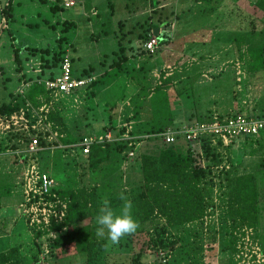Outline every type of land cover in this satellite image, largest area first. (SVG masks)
<instances>
[{
    "label": "rangeland",
    "instance_id": "1",
    "mask_svg": "<svg viewBox=\"0 0 264 264\" xmlns=\"http://www.w3.org/2000/svg\"><path fill=\"white\" fill-rule=\"evenodd\" d=\"M7 1L0 0V8L3 9ZM72 1L74 5L66 7L64 0H11V15L1 18L0 14V107L9 101L10 93L18 94L19 109L28 102L35 106L27 98L30 86L19 93L32 78L28 69L36 68L39 61V52L38 57H31L27 49H47L51 53L66 47L74 75L78 76L86 69L91 71L90 77L98 79L107 72L105 85L98 87L94 96H86L88 89L81 90L59 105L64 112V128L72 136L103 130L110 120L108 116L115 126L131 124L132 133L135 130L145 134L170 124L168 127L172 129L177 126H180L177 129H183L196 117L200 122H209L237 112L253 116L264 114V68L256 69L261 64L256 59L250 62V53L264 57V20L260 21L262 14L251 4L252 0H207L202 3L158 0L155 11L163 10L162 13L167 14L172 11L175 19L169 28L163 27L158 34L159 47L154 56L146 55L138 36L154 13L149 0ZM108 1L113 3V11L108 7ZM53 6L56 9H52ZM152 16L154 20L158 18V15ZM3 18L6 26L1 24ZM252 29L255 34L250 33ZM240 35L245 38V43L239 41ZM15 53L22 65L15 61ZM114 59L119 60L121 71L117 66H110ZM54 70L44 68L43 74H51ZM57 74L58 70L55 71ZM156 85L163 89L160 95L153 96L150 93ZM52 127L55 129L53 123ZM60 131L64 138L66 134L62 128ZM11 134H0V159L13 155L11 150L17 148L18 139L27 144L20 134ZM244 139L238 137L228 147L221 145L217 147L218 151L215 150L218 157L205 169L207 178L199 184L205 202L201 219L168 227L162 235L168 241L178 240L179 247L192 256L193 264H264V140ZM40 140L42 150L36 162L54 180L57 189L88 187L90 178L95 176L88 170V159L80 157L71 145L61 146L62 139L47 143ZM178 141L177 144L187 145L182 136ZM152 143L142 142L137 152L145 151ZM18 148L24 149L23 146ZM203 157L202 153L200 164L206 168L207 160L202 161ZM134 158L107 166L98 178V187L121 184L130 190L139 186L140 174L138 166L133 165ZM14 165L16 193L12 196L13 199L20 196L19 206L23 202L22 166ZM247 174L253 175L256 181L258 223L256 227L233 226L232 218L236 219L235 223L239 222L229 210L228 192L232 184L225 177ZM12 179L8 178L7 183L11 184ZM4 180L0 172V182ZM17 212L12 211L11 215L17 219L15 230L22 232L25 242L14 248L15 251L8 252L10 264H84L73 243L66 252H60L56 242L66 228L55 226L35 240L28 221ZM61 219L62 216L56 220ZM160 223L167 225V220L160 218ZM74 237L77 240V232ZM147 239L144 233L136 235L133 252L143 251L145 261L173 264L179 254L169 249L160 250L163 256L158 255L159 251L150 254ZM114 247L115 251L104 257L105 263H132V251Z\"/></svg>",
    "mask_w": 264,
    "mask_h": 264
},
{
    "label": "trees",
    "instance_id": "2",
    "mask_svg": "<svg viewBox=\"0 0 264 264\" xmlns=\"http://www.w3.org/2000/svg\"><path fill=\"white\" fill-rule=\"evenodd\" d=\"M195 1L202 3L207 0ZM157 4L158 0H149V6H151L150 8L154 9V13L152 15H158V18L154 20L152 15L149 16V24H147L145 28L142 29L141 34L138 35L139 39L142 40V43L146 42L148 38L153 35L155 29H158L159 34L163 27L165 29L169 28L173 19H175V15L172 11L168 14L162 13L163 10L155 11L157 10L155 9ZM251 4L256 10L261 12L262 19L260 21H263L264 0H252ZM6 6H4L1 12H4L5 16L9 17L11 15L12 8L10 3ZM108 7L111 11H113L112 2L108 1ZM52 9H56V7L53 6ZM165 11L166 10L164 9V12ZM250 33L255 34L253 29ZM157 37H159V35ZM244 39L245 38L240 35L239 41L245 43L246 40ZM65 48L66 47H62L57 51H52L51 53L47 49L40 51H37V49H27V51L30 53L31 57H36L39 52L38 59L42 64L41 67L43 69H51L52 71L54 68L58 67L59 62L65 53ZM252 51L253 49L251 52ZM146 55L154 56L155 54L151 55L146 53ZM117 57L119 59L121 58L120 55H117ZM250 57L251 63L252 59H256L261 63L258 68L255 66L256 69L264 68V57H261V54H258V56H252V53H250ZM15 61L17 64L22 65L19 61L18 53H15ZM110 66H117L120 71L122 70L120 62L117 59H114L112 65ZM91 75V71L85 69L78 76H74L82 78L85 76L90 77ZM106 77L107 72H104L98 79H95L88 84L84 88V90L88 89V91L85 92L86 96H94L95 93L93 92L98 90V87L105 85ZM167 82L168 80L165 81V83ZM162 89L163 86L156 85L155 88L151 90L150 94H153V96L160 95ZM76 94L77 93H75L72 97L76 96ZM40 96H43L42 98L46 96L43 86L36 83L32 84L27 91V98L31 100L35 106H38L40 104L38 100ZM64 100L59 102L58 107L60 104H64ZM20 104L21 100L19 99L18 94L10 93L9 101L0 107V115L2 117H9L11 114L18 111ZM154 104L159 105L158 103ZM58 107L57 105L55 106L49 116V119L55 126V129L59 130L62 134L60 131L62 128L66 134L64 138H61L62 140L60 139L61 144L72 146L73 144L79 142L85 135L80 134L72 136L70 131L68 132L64 128L65 123L63 122V108ZM107 109L108 112H110L111 109ZM262 116H264V114ZM108 120V124L102 127V131H105L107 127H111L112 129L115 128L116 123H113L110 116H108ZM197 122L200 121L198 120ZM181 123L183 122H180V124ZM170 125L151 129L145 134L143 132L138 133L133 130V134L135 135L140 134L141 136H149L147 140H143L144 142L152 141L153 143L149 144L143 152L138 153L136 151V157L134 158L133 165L138 166L137 172L140 174V182L139 186L131 187L130 190H127L126 186H122L121 184L117 186L116 184H111L105 188H99L97 182L99 176H102V171H104L107 166H110L113 163L118 165L123 159L127 160V155L124 153L127 150V146L124 143H113L93 147L90 153L86 156V159H88V170L95 174L94 177L90 178L88 187L86 186L77 190L68 187L58 189L55 188L53 192L56 197L62 203L66 204L63 220L59 224L52 223L50 228H46L42 231H34V239L36 240L42 234L52 231L55 226L59 228H66V231L59 236V242H56L60 252H66L68 247L73 243L75 250L77 249V256H80L84 264H107L104 262V257L115 251L113 249L115 247H112L108 251L104 250L103 245L106 243V240L104 238L97 237L95 234L98 227L96 223V216L98 214L99 207L101 206V201L105 198L110 201L111 206L114 209L119 210L123 204V201L119 199V196L123 193L132 202V214L134 219L139 223L140 227L134 235L122 239L119 245L116 246L117 249H122V251L128 249L133 252L136 235L144 233L148 237L147 242L149 245H147V248L150 254L154 252L157 253L158 251L165 249L174 250L173 252L179 255L174 258L173 264H193L192 256L185 253L183 251V247H179V243H177L179 242L178 240L168 241L162 235L165 234L168 227L175 228L182 226L185 223L199 221L204 215L205 202L203 192L199 184L202 183V180L207 178L206 175L208 172H206L205 169L212 166L211 162H214L218 157V155L216 156L215 150L218 151L217 147L221 145L219 143L213 145L207 139H205L200 146L196 145V147L191 146H195V144L190 143H187V145L180 143L177 144L179 142L178 140L172 144H164L160 142V139L150 137L153 134L163 132ZM179 127L180 126H178V128ZM256 137L257 138L248 137L244 140H264V133H262L261 136ZM132 149L133 148L131 147V150ZM202 153L204 154L202 161H204V159L207 160L206 168L200 164ZM225 178L229 184H232L228 192V199L230 200L229 210L231 214L237 216V220L239 222L235 223L236 219L232 218L233 226L239 224V227H241L243 224H246L250 227H256L258 223L259 208L258 190L256 187L255 177L247 174L235 176L233 178L227 176ZM120 181H122V178ZM160 218H165L167 220V225L161 224ZM76 232L77 240L74 239V234ZM35 240L34 242L36 243ZM230 247L234 248L232 245H230ZM52 250L53 249H51V252ZM12 251L15 250L13 249ZM8 256V252H1L0 264H10ZM131 261V264H166L163 262L155 263L148 260L145 261L143 259V251H139L137 253L133 252ZM15 264H22V262H15Z\"/></svg>",
    "mask_w": 264,
    "mask_h": 264
},
{
    "label": "built area",
    "instance_id": "3",
    "mask_svg": "<svg viewBox=\"0 0 264 264\" xmlns=\"http://www.w3.org/2000/svg\"><path fill=\"white\" fill-rule=\"evenodd\" d=\"M64 3L66 7L74 5L72 0H64ZM2 23L6 26L4 18L1 21ZM142 46L146 53L155 54L159 47L158 37L151 35ZM41 65V62L38 61L36 68L28 69L27 72L32 74V78L24 84L25 89L19 90V93L22 94L32 84L36 83L43 86L46 96L38 98L40 104L33 106L28 102L16 113L11 114L9 117L0 118V134H20L23 141L27 142L23 151L27 158V162L26 160L23 162V202L19 204L18 212L28 221V228L31 231H42L50 228L52 221L59 224L66 210V204L62 203L53 192L56 188L54 180L43 172L36 162L37 155L42 150L41 138L46 140V143L63 138V135L53 129L49 115L61 100L68 99L75 93L84 90L88 84L95 80L93 77H75L70 55L66 51L56 68V71L58 70L57 75L52 74L51 77H47L48 75L42 77L43 69ZM46 133H48L47 136ZM262 133H264V116H253L237 112L224 119L214 118L209 122H194L183 129L167 128L163 132L153 134L150 137H156L164 144L175 143L182 136L186 143H194L197 146H200L205 139L213 145L219 143L222 146H228L238 137H256ZM148 138L149 136L134 135L131 124L121 123L117 125L116 129H106L99 134L84 136L71 148L75 147L82 155H88L95 146L124 143L127 146L126 158L131 160L136 156V151L141 148V143ZM15 154L21 158V152H15ZM61 216V220H56L57 218L60 219ZM162 254L159 251L158 255L163 256Z\"/></svg>",
    "mask_w": 264,
    "mask_h": 264
},
{
    "label": "crops",
    "instance_id": "4",
    "mask_svg": "<svg viewBox=\"0 0 264 264\" xmlns=\"http://www.w3.org/2000/svg\"><path fill=\"white\" fill-rule=\"evenodd\" d=\"M8 3H10V5H12L11 0H8L6 2L7 5H8ZM6 4H5V6H6ZM1 10H2V8H0V14H1V18H2L5 15H3L1 13ZM59 64H60V62H59ZM56 68H55L54 72L51 74H48V76L43 75L44 72L42 71L41 76L42 77H46V76L51 77L52 74H55ZM196 118H193L194 120H191L193 122L188 121V123L191 124V123L197 122L198 120ZM120 124L118 123V125H120ZM116 128H117V125L115 126L114 129H116ZM168 128H173V127H168ZM176 128H178V126ZM107 129L112 130L111 127L110 128L107 127ZM101 132H103V131L101 130V131H99L97 133H93V134H99ZM93 134H90V135H93ZM13 135L14 134L12 133L11 136H13ZM90 135L87 134L85 136H90ZM16 142H17V145H16L17 148L15 150H11L12 151L11 153H13V155H7V156H10L7 159H6V157L4 159H2V158L0 159V172L3 174L4 179H5L4 182H2V183L4 185H6V186H4L0 182V224L3 223L2 227L0 226V253L1 252L7 253L16 247H20L25 242V240L23 239V237L21 235L22 232L20 230H17V231L15 230V229H17V228H15V225L17 224V219H15V217H13L11 215L12 211L14 212V214H16L17 206H18V203L20 200V196L15 197L14 199L12 196V195H14V193H16L14 191V181H15L14 179L16 176V170H15L16 165H14V164L18 163L19 165L22 166V170H21V174H20V183L22 186V178H23V172H24L23 162L27 159L26 154L23 153V151L26 148V144H24L20 139H18ZM61 145H63V144H61ZM20 146H23L24 149L21 150L20 148H18ZM15 152H21V158H19V156H17V154H15ZM79 154L81 155L80 157H83V158L84 157L86 158V156H87V155H82L80 152H79ZM12 177H13L12 183L8 184L7 179L12 178ZM6 196H8V197H6ZM21 197H22L21 199H23V186H22V196ZM14 200H15V202H14ZM18 214L21 215L20 213H18ZM24 221H25V219H24ZM27 232L29 234V237H32L31 233H29L28 230H27Z\"/></svg>",
    "mask_w": 264,
    "mask_h": 264
},
{
    "label": "clouds",
    "instance_id": "5",
    "mask_svg": "<svg viewBox=\"0 0 264 264\" xmlns=\"http://www.w3.org/2000/svg\"><path fill=\"white\" fill-rule=\"evenodd\" d=\"M119 199L123 201L119 210L114 209L107 198L103 199L96 216L98 227L95 234L106 240L105 251L118 246L122 239L134 235L140 227L132 214V202L123 193Z\"/></svg>",
    "mask_w": 264,
    "mask_h": 264
},
{
    "label": "water",
    "instance_id": "6",
    "mask_svg": "<svg viewBox=\"0 0 264 264\" xmlns=\"http://www.w3.org/2000/svg\"><path fill=\"white\" fill-rule=\"evenodd\" d=\"M158 34V29H155L154 32H153V35H157Z\"/></svg>",
    "mask_w": 264,
    "mask_h": 264
}]
</instances>
